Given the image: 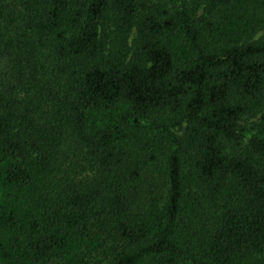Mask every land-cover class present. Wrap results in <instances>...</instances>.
<instances>
[{
  "label": "trees",
  "instance_id": "trees-1",
  "mask_svg": "<svg viewBox=\"0 0 264 264\" xmlns=\"http://www.w3.org/2000/svg\"><path fill=\"white\" fill-rule=\"evenodd\" d=\"M263 33L264 0H0V264H264Z\"/></svg>",
  "mask_w": 264,
  "mask_h": 264
},
{
  "label": "rangeland",
  "instance_id": "rangeland-1",
  "mask_svg": "<svg viewBox=\"0 0 264 264\" xmlns=\"http://www.w3.org/2000/svg\"><path fill=\"white\" fill-rule=\"evenodd\" d=\"M263 36H264V33L260 37H263ZM168 189H169L168 184L164 181H161L160 186H159V191H158L159 197L166 198Z\"/></svg>",
  "mask_w": 264,
  "mask_h": 264
}]
</instances>
